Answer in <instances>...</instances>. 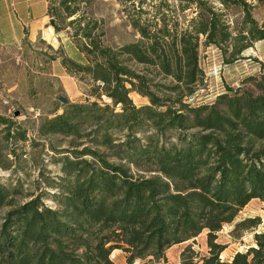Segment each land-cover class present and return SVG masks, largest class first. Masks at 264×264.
Listing matches in <instances>:
<instances>
[{"label":"trees","instance_id":"obj_1","mask_svg":"<svg viewBox=\"0 0 264 264\" xmlns=\"http://www.w3.org/2000/svg\"><path fill=\"white\" fill-rule=\"evenodd\" d=\"M218 1L240 6L245 26L234 28L210 0H159L149 8L146 0L120 1L140 37L115 47L105 43V22L95 17L91 0H47V26L83 57L81 63L62 55L65 70L82 73L93 83L89 94L110 103L89 97L69 102L39 132L80 136L81 128L91 127L94 144L109 147L112 132L126 130L121 151L136 164L151 162L160 173L135 176L85 146L76 152L81 160H66L69 172L82 165V178L65 187L58 208L38 197L7 213L0 227V264H116L110 256L117 248L128 253L127 264L137 259L160 264L167 262L168 248L204 230L209 255L183 264H264V230L254 234L255 245L228 259L221 258L225 246L216 242L217 231L250 201L261 200L264 210V74L245 78L257 83V95L228 86L211 103L188 101L205 80L203 44L218 48L230 65L254 41L264 40V26L246 0ZM132 92L149 104L137 106ZM0 121L7 137L26 138L25 132H12L10 120L0 116ZM146 128L154 134L137 135ZM167 131L176 134L168 144ZM88 155L98 165L84 158ZM9 195L0 185V207ZM261 222L250 217L238 227Z\"/></svg>","mask_w":264,"mask_h":264},{"label":"rangeland","instance_id":"obj_2","mask_svg":"<svg viewBox=\"0 0 264 264\" xmlns=\"http://www.w3.org/2000/svg\"><path fill=\"white\" fill-rule=\"evenodd\" d=\"M120 1L125 0H91L95 17L105 22V43L115 47L140 37L126 22ZM210 1L223 11L224 18L234 28L245 26L240 6H223L218 0ZM246 1L258 25L264 26V5L257 1ZM157 2L159 0H146L144 5L149 8L148 5ZM69 41L64 36H58L52 27H46L40 22L29 27L28 37L22 44L0 46V116L12 122V132H25L26 135L25 139L7 137L6 125L0 121V185L10 190L6 204L0 207V227L10 210L34 198L39 197L41 203L58 208L66 196L65 187L77 178H82V165L80 169L69 172L66 160H81L82 155L76 152H81L85 146L98 150L109 162L124 166L135 176L148 177L160 173L151 162L136 164L121 151L124 148H120V143L126 141V130H114L109 147L94 144L91 127L85 126L83 132L81 128L80 136L44 135L39 132L44 121L62 114L69 102L85 103L88 102L86 97H89L91 101L97 100L101 104L110 103L106 96L98 99L89 94L93 83L87 78L82 79V73L71 75L64 69L61 63L64 54L81 63L83 61V57L69 46ZM257 43L254 41L253 46L230 65L224 63L218 48L203 44L201 67L205 80L188 101L193 104L211 103L219 94L227 91L228 86L241 87L251 90L255 95L259 94L257 83L245 81L248 76L261 77L264 74V63L259 59ZM60 96L67 97L68 102L63 103ZM130 96L137 106L149 104V99L138 92H132ZM145 131L146 134H154L153 130L146 128L138 131L137 135L143 137ZM86 133L90 134L87 136ZM175 140L176 134L167 131L163 141L168 144ZM84 158L92 161V166L98 165L94 157L88 155ZM92 166H89L90 170ZM250 217H260L261 224L256 228L238 227L239 222ZM262 230L263 202L253 199L240 211L234 222L225 224L217 231L216 242L225 246L221 258L228 259L237 251H245L255 245L254 234ZM209 253L208 231L204 230L200 235L168 248L165 253L167 262L161 259L160 264L200 261ZM110 257L116 264H127L128 253L117 248ZM141 263V259L135 261V264Z\"/></svg>","mask_w":264,"mask_h":264},{"label":"crops","instance_id":"obj_3","mask_svg":"<svg viewBox=\"0 0 264 264\" xmlns=\"http://www.w3.org/2000/svg\"><path fill=\"white\" fill-rule=\"evenodd\" d=\"M47 14V0H0V46L22 44L30 26L42 22L47 27ZM256 49L264 63V40L258 41Z\"/></svg>","mask_w":264,"mask_h":264},{"label":"water","instance_id":"obj_4","mask_svg":"<svg viewBox=\"0 0 264 264\" xmlns=\"http://www.w3.org/2000/svg\"><path fill=\"white\" fill-rule=\"evenodd\" d=\"M60 100H61L63 103H67V102H68V98H67V97H64V96H60Z\"/></svg>","mask_w":264,"mask_h":264}]
</instances>
